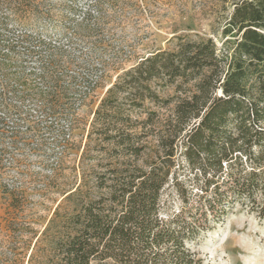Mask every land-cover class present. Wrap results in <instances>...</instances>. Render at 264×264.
<instances>
[{"label":"trees","instance_id":"obj_1","mask_svg":"<svg viewBox=\"0 0 264 264\" xmlns=\"http://www.w3.org/2000/svg\"><path fill=\"white\" fill-rule=\"evenodd\" d=\"M12 1L44 0H0V7ZM228 3L216 34L221 46L212 37L176 31L168 47L150 49L117 74L94 112L63 200L30 245L27 263L18 219L0 220V234L8 239L0 264H203L191 245L207 228L209 210L222 221L234 203L264 196V0H224V8ZM92 4L96 23L89 24L87 12L76 32L96 36L94 47L107 50L99 34L108 17L101 0ZM15 14L19 24L30 25ZM7 21L0 16V132L45 131L63 157L77 121L65 96L84 85L86 97L102 77H64L44 63L35 83L6 58L4 51L17 47L5 40ZM31 39L21 35L22 43ZM26 101L36 103L41 119L25 111ZM61 120L70 124L63 127ZM182 163L201 180L198 204L190 202L194 192L181 179ZM55 166L61 169L60 161ZM170 187L184 210L163 213Z\"/></svg>","mask_w":264,"mask_h":264},{"label":"rangeland","instance_id":"obj_2","mask_svg":"<svg viewBox=\"0 0 264 264\" xmlns=\"http://www.w3.org/2000/svg\"><path fill=\"white\" fill-rule=\"evenodd\" d=\"M95 1L44 0L35 4L12 1L0 7V16L6 17L9 25L5 40L17 46L11 53L4 51L6 58L12 67H23L35 83L40 84L44 63L52 64L64 77L71 74L89 82L98 75L102 77L95 90L86 97L84 85L75 86L73 93L65 96L74 103L77 121L72 148L63 157L54 136L45 131L38 134L25 129L19 134L0 132V220L9 215L18 219L15 229L20 231L18 245L26 263L30 245L35 244L63 200L70 169L79 164L94 112L117 74L150 49L168 47L167 40L176 31L177 34L212 37L221 46L216 34L222 32L224 16L231 9L230 3L224 8V0H147V4L141 0H101L102 12L108 19L99 37L110 46L101 50L94 47L96 36L76 32L84 23L87 12L92 15L89 24L96 23L99 15L92 4ZM15 13L27 17L30 25L19 24V16ZM24 33L32 35L29 44L21 42ZM28 45L34 48V54H29ZM11 72L14 73L15 69L12 68ZM24 105L25 111L34 119L42 118L36 103L26 101ZM60 123L63 127L70 124L66 120ZM11 125L9 121L8 126ZM59 161L61 169L56 170ZM195 176V172L182 163L181 179L194 192L190 202L198 204L202 196L201 180H196ZM182 210L184 205L179 195L174 187H170L163 199V213ZM206 227L191 245L203 264H264L262 194H258L255 201L243 198L234 203L222 221H214L209 210ZM7 241L1 233L0 251L7 250Z\"/></svg>","mask_w":264,"mask_h":264}]
</instances>
